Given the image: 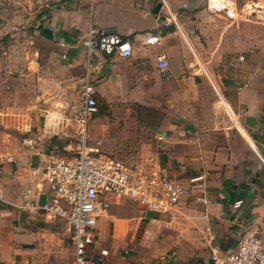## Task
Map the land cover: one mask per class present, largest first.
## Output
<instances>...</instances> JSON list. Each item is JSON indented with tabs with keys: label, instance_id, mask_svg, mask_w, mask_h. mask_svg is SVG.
<instances>
[{
	"label": "crops",
	"instance_id": "1",
	"mask_svg": "<svg viewBox=\"0 0 264 264\" xmlns=\"http://www.w3.org/2000/svg\"><path fill=\"white\" fill-rule=\"evenodd\" d=\"M91 25L131 56L87 50ZM86 77L90 147L204 187L170 214L111 197L94 246L108 255L91 264H212L247 232L264 246V0H0V264H71L40 168L49 149H75L68 119Z\"/></svg>",
	"mask_w": 264,
	"mask_h": 264
},
{
	"label": "built area",
	"instance_id": "2",
	"mask_svg": "<svg viewBox=\"0 0 264 264\" xmlns=\"http://www.w3.org/2000/svg\"><path fill=\"white\" fill-rule=\"evenodd\" d=\"M170 21H175L171 18ZM169 22H165L168 25ZM87 50L105 54H116L121 58L131 56V45L117 34H110L91 25L82 39ZM160 68H166V60L159 58ZM95 88L86 77L78 92L79 99L72 108L68 124L73 130L75 149L69 155H60L55 148L48 150L47 158L40 168L42 182L55 195L45 202L43 209L52 218L65 222L71 264H91L108 255L106 250H94L96 228L99 220L106 216L111 197L126 198L139 204L145 212L170 214L176 210L184 197L196 189H203L202 177L190 180L187 188L163 174L160 168L149 161L125 166L120 162L90 147L87 128L98 107L94 97ZM55 128L61 134L64 118L54 117ZM154 141L162 144L165 133L153 135ZM9 159L0 156V165ZM201 182V184H197ZM3 179L0 175V202L3 199ZM58 200L65 203L59 205ZM206 204L207 199H203ZM241 202L233 204L238 209ZM212 264H264V246L259 236L247 232L239 240L234 251L221 253L212 249Z\"/></svg>",
	"mask_w": 264,
	"mask_h": 264
}]
</instances>
